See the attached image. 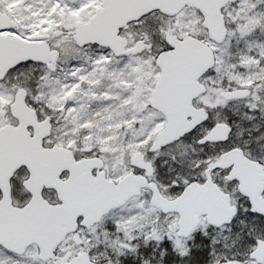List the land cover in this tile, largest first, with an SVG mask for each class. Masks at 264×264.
Returning <instances> with one entry per match:
<instances>
[{"label": "snow or ice", "instance_id": "6c2138e0", "mask_svg": "<svg viewBox=\"0 0 264 264\" xmlns=\"http://www.w3.org/2000/svg\"><path fill=\"white\" fill-rule=\"evenodd\" d=\"M0 264H264V0H0Z\"/></svg>", "mask_w": 264, "mask_h": 264}]
</instances>
